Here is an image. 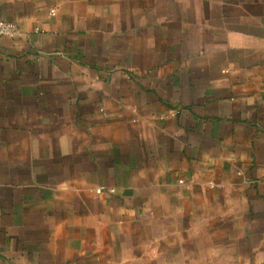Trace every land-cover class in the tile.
Returning a JSON list of instances; mask_svg holds the SVG:
<instances>
[{
    "label": "crops",
    "instance_id": "0c3cea01",
    "mask_svg": "<svg viewBox=\"0 0 264 264\" xmlns=\"http://www.w3.org/2000/svg\"><path fill=\"white\" fill-rule=\"evenodd\" d=\"M0 19V264H264V0Z\"/></svg>",
    "mask_w": 264,
    "mask_h": 264
},
{
    "label": "built area",
    "instance_id": "2783aa9c",
    "mask_svg": "<svg viewBox=\"0 0 264 264\" xmlns=\"http://www.w3.org/2000/svg\"><path fill=\"white\" fill-rule=\"evenodd\" d=\"M52 13L55 12V9L51 11ZM22 32L19 29L18 25L14 22L10 21H4L0 19V37L1 36H10V37H16L21 36ZM180 183H184V180H179ZM101 190V189H99Z\"/></svg>",
    "mask_w": 264,
    "mask_h": 264
}]
</instances>
